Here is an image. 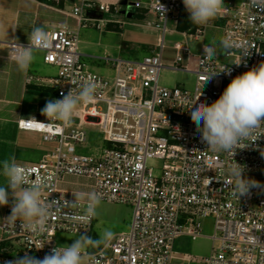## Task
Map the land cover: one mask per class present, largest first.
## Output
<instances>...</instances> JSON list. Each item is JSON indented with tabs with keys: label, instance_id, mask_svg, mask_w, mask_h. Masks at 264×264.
I'll use <instances>...</instances> for the list:
<instances>
[{
	"label": "built area",
	"instance_id": "obj_1",
	"mask_svg": "<svg viewBox=\"0 0 264 264\" xmlns=\"http://www.w3.org/2000/svg\"><path fill=\"white\" fill-rule=\"evenodd\" d=\"M67 3L70 10L66 15L73 19L74 26L59 24L47 29L52 46L41 50L42 61L57 69L56 76L47 80L54 88L53 100L62 99V94L71 89L78 91L85 80L95 82L97 92L92 102L79 107L70 126L58 121L47 123L45 117L36 119L47 123L42 130H30L21 124V119L16 121L18 129L36 132L51 145L38 162L25 166L45 178L42 199L48 202L52 216L47 222L48 231L36 236L21 229L20 220L7 219V215L0 222V242L11 241L16 246L0 254V264L26 252L42 259L56 247L55 236L59 233L79 235L86 227L90 236L92 222L90 226L74 224L67 215L82 209L63 206V195L65 200H74V191L61 186L68 177L84 180L88 192L102 194L101 201L128 204L132 209L128 232L116 235L107 248L100 245L86 250L99 264H264V191L253 188L249 197L239 199L224 182L229 179L226 166L237 162L245 167L246 177L264 184V135L246 148L237 149L233 159L206 147L189 112L200 93L197 103L210 105L220 98L226 81L264 62V5L259 0H224L216 16L224 20L222 36L231 35L245 47L224 49L223 55L232 57L231 63L214 56L204 58L201 47L192 71L194 84L188 90L182 85L166 88L158 80L162 68L187 72L181 54L188 55V48L181 43L172 44L174 56L168 63L162 57L166 23L169 19L176 23L178 0H160L164 13L159 9V0L45 2L54 9ZM122 6L150 15L160 36L151 54L140 59L101 58L114 71L112 78H105L80 62L77 34L89 24L98 29L107 26L101 15L119 13ZM210 24L211 20L198 25L187 37H201ZM13 46L8 45L10 51ZM245 49L251 54L242 56L237 66L234 63ZM227 68L230 75L221 73L205 83L201 79ZM100 105H104V111ZM84 124L98 126L107 144L94 155L78 153L75 148L87 140ZM203 218L212 219L210 253L200 258L177 254L174 239L202 237Z\"/></svg>",
	"mask_w": 264,
	"mask_h": 264
},
{
	"label": "clouds",
	"instance_id": "obj_2",
	"mask_svg": "<svg viewBox=\"0 0 264 264\" xmlns=\"http://www.w3.org/2000/svg\"><path fill=\"white\" fill-rule=\"evenodd\" d=\"M253 3H257V0H253ZM183 4L189 13V20L194 24L203 25L218 15L224 6V0H183ZM259 4L264 5V0H259ZM159 9L164 13V5L160 0ZM27 35V46L17 43L8 52V60L14 62L22 72H26L33 63L35 52L47 50L52 46V37L44 26H33ZM215 45V40L204 45V58L211 59L216 54ZM219 45L225 50L245 47L231 35L221 36ZM250 54L245 49L241 59L234 64L239 66L242 56L246 57ZM221 73L230 75L231 70L227 68L201 76V79L205 83ZM97 87L95 82L85 80L78 91L71 89L68 94H62V99L47 101L41 109V114L46 117L47 123L58 121L65 127L70 126L73 118L78 114L79 107L94 100ZM201 95L202 93L189 112L201 141L213 152H224L234 159L237 149L246 148L251 142L264 135V62L231 79L220 98L212 104L197 103ZM47 123L37 121L34 116L21 119V124L30 130H42ZM261 155L264 156V151ZM0 172L7 180V187L0 186V206L9 205L10 196L12 198L11 215L7 219L20 220L21 229L33 235L46 233L52 209L48 202L42 199V189L46 185L45 178L35 175L31 168L18 163L15 157L3 161L0 164ZM244 173L245 167L237 162L230 163L225 168V175L229 179L224 182L231 189L233 196L239 199L249 197L253 188L264 191V184L246 177ZM71 193L74 200H65L63 195V206L82 209V212L67 214L69 219L74 224L90 226L92 220L99 215L98 208L102 194L95 191ZM83 229L85 232L79 234L72 244L53 247L42 259L30 256L26 252L24 256L8 261L7 264H85L86 250L89 247L103 245L107 248L115 237L111 229L105 228L99 234V238L93 239L86 234L87 228ZM79 231L80 229L78 233ZM87 261L88 264H99L92 255H87Z\"/></svg>",
	"mask_w": 264,
	"mask_h": 264
},
{
	"label": "crops",
	"instance_id": "obj_3",
	"mask_svg": "<svg viewBox=\"0 0 264 264\" xmlns=\"http://www.w3.org/2000/svg\"><path fill=\"white\" fill-rule=\"evenodd\" d=\"M179 3L180 8H184L183 0H179ZM69 10L70 3L54 9L39 0H0V164L12 157L23 165L34 164L50 151L51 145L44 143L40 134L18 129L16 121L33 116L36 119L45 118L41 114V109L47 101L53 100L54 96V88L47 80L55 77L57 72L55 66L42 61L41 51L34 53L35 59L26 72L18 70L17 65L8 60V45L19 43L26 46L27 34L36 25L44 26L45 30L55 28L59 24L74 26L73 19L66 15ZM135 11L142 15L144 12ZM147 16L143 20H146ZM223 27V19L218 17L211 19V24L205 28L204 34L198 37L200 38L198 49L193 53L188 49V55L181 54L183 64L188 65L189 59L191 57L195 59L200 48L213 40L216 41L217 51ZM186 70L185 73L193 75L194 67L190 71L186 67ZM0 186L7 187L6 177L2 172ZM61 186L71 191H89L84 180L72 177L66 178V182ZM11 203L10 196L9 205L0 206V222L7 215H11ZM15 246L11 241H1L0 254L8 253Z\"/></svg>",
	"mask_w": 264,
	"mask_h": 264
},
{
	"label": "rangeland",
	"instance_id": "obj_4",
	"mask_svg": "<svg viewBox=\"0 0 264 264\" xmlns=\"http://www.w3.org/2000/svg\"><path fill=\"white\" fill-rule=\"evenodd\" d=\"M122 7L123 10H121L123 12L119 10V13L101 15V19L109 25L107 24V26L98 29L94 25L89 24L85 28H80L77 34V50L81 55L80 62L90 71L105 78H112L114 71L112 67L105 65L101 58L140 59L145 55L151 54V50L155 47L157 38L160 36V31L156 30L151 24L152 17L150 15L147 16L148 14L144 12L142 15L128 6ZM146 16V20H143ZM163 43L162 57L165 63H168L169 57L174 56L171 48L172 44L181 43L182 46L186 45L190 53H193L199 47L200 38L194 40L181 35L175 30L174 22L169 19L166 23ZM223 53L224 49L218 45L214 57L218 61L231 63L232 57H226ZM189 60L190 62L186 67L190 71L192 67H195V59L191 57ZM158 80L159 84L166 88L182 85L184 88L191 90L194 84L193 75L168 68L160 69ZM229 83L230 81H226L224 88ZM100 108L104 111V105H100ZM82 127L87 133V140L84 144L75 145L78 153L94 155L107 147V144L102 141L103 134L98 126L84 124ZM98 213V217L92 221L90 237L93 239L99 238V234L105 228L111 229L115 236L128 232L132 216V209L128 204L101 201ZM200 232L202 237L195 240L188 236H177L173 241L174 251L177 254H188L193 258L207 256L212 250V243L209 239L213 234L211 218L200 220ZM77 236L69 233L56 234L55 245H70ZM95 248L97 247L95 246Z\"/></svg>",
	"mask_w": 264,
	"mask_h": 264
},
{
	"label": "trees",
	"instance_id": "obj_5",
	"mask_svg": "<svg viewBox=\"0 0 264 264\" xmlns=\"http://www.w3.org/2000/svg\"><path fill=\"white\" fill-rule=\"evenodd\" d=\"M40 2H46V0H39ZM178 12V17L175 23V30L183 34H191L194 29L198 26L189 20V13L184 8H180Z\"/></svg>",
	"mask_w": 264,
	"mask_h": 264
},
{
	"label": "bare ground",
	"instance_id": "obj_6",
	"mask_svg": "<svg viewBox=\"0 0 264 264\" xmlns=\"http://www.w3.org/2000/svg\"><path fill=\"white\" fill-rule=\"evenodd\" d=\"M8 50H9V48H8ZM9 52H10V50H9ZM9 54V53H8Z\"/></svg>",
	"mask_w": 264,
	"mask_h": 264
},
{
	"label": "water",
	"instance_id": "obj_7",
	"mask_svg": "<svg viewBox=\"0 0 264 264\" xmlns=\"http://www.w3.org/2000/svg\"><path fill=\"white\" fill-rule=\"evenodd\" d=\"M123 12V11H122Z\"/></svg>",
	"mask_w": 264,
	"mask_h": 264
}]
</instances>
